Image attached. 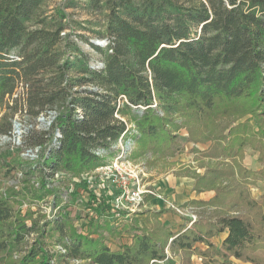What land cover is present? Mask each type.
I'll use <instances>...</instances> for the list:
<instances>
[{
  "label": "trees",
  "instance_id": "obj_1",
  "mask_svg": "<svg viewBox=\"0 0 264 264\" xmlns=\"http://www.w3.org/2000/svg\"><path fill=\"white\" fill-rule=\"evenodd\" d=\"M50 1L0 0V105L12 111L1 118L0 135L12 134L19 112L34 120L57 113L47 131L30 130L24 140L28 149L42 148L26 173L38 176L37 191L53 198L57 213L23 215L9 201L27 194H0V264H175L168 252L181 254L183 264L193 256L202 264H264V193L251 192L264 181V0H85L103 13L104 29L93 40L75 37L104 52L99 62L65 32L66 15L47 10ZM223 117L233 119L213 128L207 150H194L215 163L195 176L193 191L215 195L186 204L200 209L191 227L173 232L159 221L165 210L145 212L149 227H141L135 214L116 209L103 188L95 191L82 178L108 165L124 134L174 157L182 128L198 143L194 122ZM247 146L259 153L262 169L244 165ZM59 174L75 183L89 212L86 232L52 187ZM39 193L29 192L31 200H44ZM222 233L226 238L214 244ZM105 235L130 241L113 250Z\"/></svg>",
  "mask_w": 264,
  "mask_h": 264
},
{
  "label": "rangeland",
  "instance_id": "obj_2",
  "mask_svg": "<svg viewBox=\"0 0 264 264\" xmlns=\"http://www.w3.org/2000/svg\"><path fill=\"white\" fill-rule=\"evenodd\" d=\"M72 6V7H68ZM59 9L62 14L67 17V27L65 32L73 34V39L79 43L82 50L89 54L91 62H97L103 58L104 52L102 50H92L89 42L85 40L77 39L75 36H84V38L93 40L97 38L98 32H102L104 29V17L101 12H93L87 8L85 0H51L47 5V10L50 12ZM32 28H37L34 24ZM99 43V42H98ZM101 43V42H100ZM102 44V43H101ZM99 62V61H98ZM22 87L17 90V95L22 93ZM16 95L14 96L15 99ZM10 105L12 106L11 100ZM5 114H12V111L8 109V105H0V120ZM53 117L49 113L43 114L37 119H31L26 115L25 112L21 114L17 113L11 118L13 132L11 135H0V194L7 195L10 192H15L17 194H27L25 197H19L17 199H12L9 201V207L15 211L21 212L25 215L27 211L31 210L37 214L55 215L50 207L53 198L51 196L45 197L44 192L39 193V179L36 175H27L26 168L30 165L35 164L38 161V157H35L33 153H28L27 144H25V135L28 131L42 133L47 131L53 121ZM178 123L184 122V117L182 115H177L174 117ZM232 117L219 118L216 122H212L209 125H204L203 123L194 122L192 125L193 137H197L198 143H195L190 137L188 130L182 128L178 133V142L180 144L181 153H176L174 157H168L164 153H157L151 150H146L136 141H132L131 150L129 154L122 159L126 163L128 170V175H123L118 177L109 178L112 175L105 173H95L89 178L83 176L82 178L93 182V190L97 191L103 188L107 194H109L113 199L117 198V194H122L124 197L123 208L129 211L130 215L135 214L139 220L141 227H149L147 222V217L144 214L147 211L159 212L165 210L166 212L160 217L159 221L163 223L164 226L177 232L183 224H187L189 227L192 226V217L194 216L196 220L199 219L198 213L199 208L186 205L189 201H186L190 197V190L195 186V176L202 175L206 171V167L215 162H211L208 158H203L194 150L205 151L207 150L214 140L213 128L220 131L228 122L232 121ZM242 119L240 122H243ZM199 124L201 126L199 127ZM19 132L16 134L15 132ZM227 131L225 132V134ZM42 150V149H41ZM40 150V152H41ZM115 150V148H114ZM118 155L108 154L107 164L113 163L115 157ZM259 153L254 151L251 147L247 146L245 149V159L244 165L252 169L263 168L258 162ZM23 159V160H22ZM221 159H219V163ZM258 169V170H260ZM65 177L59 174L55 177L56 183L52 185L56 191L61 194L63 199V204L71 206L74 212V220L76 228L81 232L87 231V219L86 215L89 213L85 209L82 197L79 193H76L75 183H70L65 181L62 182L61 178ZM81 177H74L73 182H80ZM121 182H126V192L120 188ZM119 183V184H118ZM138 186V187H137ZM138 188V189H134ZM128 188V189H127ZM134 189V190H132ZM140 189V190H139ZM140 191L141 203L133 200L135 194ZM29 192L39 193V196L45 197L44 200H31ZM212 192L214 191H206ZM252 196L254 198H259L264 193V181H261L256 187L251 188ZM134 193V194H133ZM205 193V192H204ZM132 194V195H131ZM88 197V194L85 193ZM156 199V200H155ZM155 200V201H154ZM169 204L168 209H162L159 202ZM184 201V202H183ZM115 202V201H114ZM156 203L154 210H150L149 203ZM183 202V203H182ZM148 205V206H147ZM126 207V208H125ZM177 208H183L188 210V215H180ZM63 209V208H62ZM192 209V210H190ZM157 210V211H156ZM190 213V215H189ZM37 216V215H36ZM165 216L173 218L176 222L175 225L182 222L179 228L174 224H169L167 221H163ZM120 219H112V224L114 227L118 226L115 224L116 221ZM223 234L212 239V242L216 245L221 244ZM106 237V243L108 246L117 250V245L126 244L129 240L127 235H124L119 239H108ZM169 258L173 259L175 264H183L184 260L181 254L173 255L172 253H167ZM192 264H202V259L198 256H193L191 258ZM232 264H249L242 261L231 259ZM64 264H85L84 262H69Z\"/></svg>",
  "mask_w": 264,
  "mask_h": 264
},
{
  "label": "built area",
  "instance_id": "obj_3",
  "mask_svg": "<svg viewBox=\"0 0 264 264\" xmlns=\"http://www.w3.org/2000/svg\"><path fill=\"white\" fill-rule=\"evenodd\" d=\"M101 45L102 46H104V45L106 46L107 44L104 42V44H101ZM48 113L51 116H54L53 117V120L57 116V113L56 112H48ZM52 122L53 121H51L50 124H52ZM129 128H132V126H129ZM56 136L57 137H60L59 133H57ZM124 137H125V134L122 136V138L120 139V141L118 142V144L116 146H114V148L117 151L118 155L115 157V160L113 161V163L108 164V165H106L104 167H101V168L97 169L94 172V174L95 173L102 172V173H105V174L112 175L109 178H112V177L115 178V176H117V175L122 176L124 178V176H123L124 174L125 175H128V172L126 173V170H128V168L126 167L127 166L126 164H128V163H126L124 161L125 159L123 161H122V159L125 158V156L127 154H129V152L131 150L132 141L131 140H126ZM41 149H42L41 147H37L35 149H29L27 152L28 153L35 152V153H33V155H35V157H38V159H39V156H40V153H41L40 152ZM119 176H117L118 177V180L120 179ZM114 181H116V178L114 179ZM119 185H120V188H122L123 190H125V193L126 194L129 193V192H126V186H127V183L126 182H121V184H119ZM134 189H138V188H135L134 187ZM134 189H132V190H134ZM139 192L140 191H138L137 194H135V196L133 198V200H135V201L138 202V205H140L139 203H141L140 202L141 201V196H140V193ZM117 195H118L117 198L113 200V202L115 201L114 204H115L116 209H118V210H125L123 208V206H122L123 205V200H124L122 198L124 196L122 194H120V195L117 194ZM177 209H178L177 211H178V213H180V215H183V216L188 215V210L187 209H183V208H177ZM190 210H192V209H190ZM125 211H127V210H125ZM127 212H129V211H127ZM189 215H190V213H189ZM191 217H192V221H191L192 223H194V222L197 221L194 216H191Z\"/></svg>",
  "mask_w": 264,
  "mask_h": 264
},
{
  "label": "crops",
  "instance_id": "obj_4",
  "mask_svg": "<svg viewBox=\"0 0 264 264\" xmlns=\"http://www.w3.org/2000/svg\"><path fill=\"white\" fill-rule=\"evenodd\" d=\"M261 168V166H259L258 168H254L255 170H258V169H260ZM190 197L189 198H187L186 199V201H190V200H193V199H196V200H203V201H208V200H210L215 194L214 193H212V192H205V193H201V194H199V195H197L194 191H193V188L190 190ZM156 200V199H155ZM154 200V201H155ZM184 202V201H183ZM182 202V203H183ZM149 209L150 210H154V208L153 207H155V205H156V203H153V202H150L149 204ZM147 205V206H148ZM159 205H160V207L162 208V209H168L170 206H168L169 204H167V203H164V201L163 202H159ZM155 211V210H154ZM157 211V210H156ZM167 221L169 224H176V222H175V220L173 219V218H169L168 216L166 217L165 216V218H163V221ZM180 225H182V222H180V223H178L177 225H175V227L177 226L178 228H179V226ZM226 236H227V233H224L223 234V237H222V240H221V242L226 238Z\"/></svg>",
  "mask_w": 264,
  "mask_h": 264
},
{
  "label": "water",
  "instance_id": "obj_5",
  "mask_svg": "<svg viewBox=\"0 0 264 264\" xmlns=\"http://www.w3.org/2000/svg\"><path fill=\"white\" fill-rule=\"evenodd\" d=\"M94 43H96V44H98V45L100 44V43H98V41H96V42H94ZM100 45H101V44H100ZM15 133L18 134L19 132L17 131V132H15Z\"/></svg>",
  "mask_w": 264,
  "mask_h": 264
},
{
  "label": "bare ground",
  "instance_id": "obj_6",
  "mask_svg": "<svg viewBox=\"0 0 264 264\" xmlns=\"http://www.w3.org/2000/svg\"><path fill=\"white\" fill-rule=\"evenodd\" d=\"M102 44H104V42H101Z\"/></svg>",
  "mask_w": 264,
  "mask_h": 264
}]
</instances>
